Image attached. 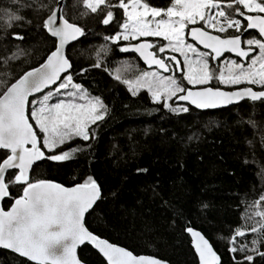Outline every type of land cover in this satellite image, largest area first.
I'll list each match as a JSON object with an SVG mask.
<instances>
[{
    "label": "snow or ice",
    "instance_id": "1",
    "mask_svg": "<svg viewBox=\"0 0 264 264\" xmlns=\"http://www.w3.org/2000/svg\"><path fill=\"white\" fill-rule=\"evenodd\" d=\"M14 3L15 9L0 19L4 29L10 30L21 22L30 24L22 10H33L35 6L48 13L42 28L56 38L57 43L39 66L24 72L14 82L9 83L11 73L0 72V76L5 77L0 79V248L11 250L34 264H81L76 250L79 245L89 242L108 264H163L153 257L135 256L85 227V214L101 197L100 186L91 176L73 187L34 178L37 162H64L81 151L77 147L59 153L55 150L76 138L92 139L90 126L103 120L108 109L99 97L90 96L80 83L74 82L70 71L72 62L65 53V46L83 36L84 28L66 18L59 0L55 7L45 2L36 5V0H14ZM82 6L87 11L81 15H99V22L104 26L113 22L118 24L119 30L105 36L106 41L118 45L121 40L129 42L130 47L119 45V50L127 52L131 48L149 66L155 64L164 72L172 73L163 76L156 71H141L132 78H124L121 82L128 86L133 96L140 88H146L154 102L162 103L164 108L177 114L188 112V105L207 109L244 100L264 105V0H170L166 8L151 6L147 0H82ZM116 10H121L119 21ZM207 28L220 34H227L231 29L234 34L212 35ZM185 30L208 51H200L194 44L186 43ZM249 30H257L259 38H243ZM147 37H163L167 44L157 47L155 43L141 39ZM11 39L23 41L24 36L13 32ZM131 41L140 42L132 44ZM153 48L156 51H146ZM166 48L181 53L183 62L175 55L159 58ZM106 51L107 47L100 49L101 53ZM225 52L235 53L243 62L228 59L219 68L215 67L214 62ZM23 55V49L18 48L10 55L0 57V66ZM182 63L184 67H181ZM101 66L99 58L91 65ZM87 71L82 68L79 74ZM181 72L184 73L183 80L193 87H185L175 78L176 73ZM114 78L121 80L119 74ZM213 80L224 86L255 85L259 90L245 86L225 91L206 86ZM197 85L201 87L193 90ZM173 97L176 98L174 102L187 103H177L173 107L168 103ZM11 189H16L18 195L14 196ZM6 198L14 201L7 211L2 203ZM262 202L264 194L252 205L257 209L254 215L259 219L245 228H236L230 238L229 251L243 253L239 258L233 256L235 264H253L256 257L264 259V251L260 250V245L264 244ZM186 231L198 238L195 247L201 264H219L220 258L209 241L191 227ZM250 233L259 234L258 239L251 240V249L243 242ZM249 251L254 255L248 254Z\"/></svg>",
    "mask_w": 264,
    "mask_h": 264
},
{
    "label": "trees",
    "instance_id": "2",
    "mask_svg": "<svg viewBox=\"0 0 264 264\" xmlns=\"http://www.w3.org/2000/svg\"><path fill=\"white\" fill-rule=\"evenodd\" d=\"M42 2L52 7L57 4V0H36V5ZM147 2L166 8L170 0ZM14 9V0H0V19ZM63 9L70 22L84 28L82 38L67 50L73 80L90 96L99 97L108 112L103 120L90 126L92 139L76 138L55 150L59 153L77 147L81 151L64 162L41 161L34 167V178L66 187L83 183L88 176L95 179L101 197L87 215V228L137 256H154L170 264H199L186 231L191 227L212 243L222 257L221 264H235L233 256L239 258L243 253L229 251L230 238L236 228H245L259 219L252 205L264 194V105L245 101L207 112L188 106V112L177 114L154 102L146 91L133 96L122 79L114 78L119 74L117 70L129 62L140 70L153 69L136 55L121 52L119 45L127 46L125 41L118 45L104 39L119 30L118 24L104 26L99 15H81L87 11L82 0H64ZM22 14L30 24L21 22L10 30L0 25V57L18 48L25 53L20 59L0 66V72L11 73L9 83L39 66L57 43L42 28L46 11L34 6L33 10H22ZM116 19H121V10H116ZM206 30L222 37L234 34L231 29L227 34ZM13 32L23 35L24 40L11 39ZM146 40L157 47L166 44L159 38ZM102 47L108 51L101 53ZM165 53L159 57L165 58ZM98 58L102 66L91 67ZM214 66L221 65L218 62ZM82 68L88 71L81 75ZM219 86L215 80L211 84L213 88ZM245 86L259 90L255 85L242 87ZM174 101L169 103L173 107L177 106ZM29 120L35 128L30 115ZM11 191L18 195L16 189ZM13 202L6 199L5 210ZM258 238V233H250L243 242L251 249V240ZM260 250L264 251V244ZM79 254L86 264H107L91 246L83 247ZM248 254L254 255L251 251ZM0 264L34 263L0 249ZM253 264H264V259L256 257Z\"/></svg>",
    "mask_w": 264,
    "mask_h": 264
},
{
    "label": "water",
    "instance_id": "3",
    "mask_svg": "<svg viewBox=\"0 0 264 264\" xmlns=\"http://www.w3.org/2000/svg\"><path fill=\"white\" fill-rule=\"evenodd\" d=\"M63 4H64V0H60V2H59V5H60V7H62L63 8ZM254 31H256L257 33H258V31L257 30H249V31H247V33L248 32H254ZM212 35H218V34H215V33H212V32H210ZM52 38H54V37H52ZM82 38V36H80V37H78V39H76V40H74V41H71V42H69L66 46H65V53H66V55H67V50H68V48L71 46V45H73V44H75V43H77L80 39ZM188 38H189V40L191 41V42H193L198 48H200L201 50H203V51H208V49H205L204 47H203V45L202 44H199L198 43V41H196V40H193L192 39V37L190 36V35H188ZM54 39H56V38H54ZM150 42V41H149ZM127 46H129L130 47V45H127ZM146 51H153V49H148V50H146ZM126 54H133V55H136L139 59H140V61L144 64V65H146L147 67H149L150 69H153V70H157V71H159L160 73H162V74H164V75H169L170 73L169 72H164V70L162 69V68H159L157 65H155V64H153V65H151V66H149L148 64H146L145 62H144V60H143V58H141L140 57V55H139V53H137V52H135V51H133V50H131V48H130V50L129 51H127V52H125ZM253 55H255V53H252ZM226 55H231V56H233V57H235V58H239V59H241V60H243L242 58H240V57H238L235 53H228V52H225L224 53V55L221 57V58H219V60H217V61H221ZM68 57V56H67ZM160 58V57H159ZM217 61H215V62H217ZM166 62H168L167 60H166ZM71 71V70H70ZM198 89V88H197ZM48 89H45V91H47ZM193 90H196V89H193ZM255 90V89H254ZM225 91H230V90H225ZM233 91V90H232ZM37 95H41V94H37ZM183 95V94H182ZM32 99V97H30L29 98V101ZM245 101H247V100H244V101H241V102H239V103H233V104H230V105H227V106H220V107H217V108H207V109H200V108H197V107H195L194 105H188L189 107H191V108H193V109H195V110H198V111H202V112H207V111H217V110H223V109H228V108H231V107H234V106H237V105H240L241 103H243V102H245ZM177 103L178 104H186L187 102H184V101H177ZM30 121V120H29ZM41 161H39V162H37L35 165H34V167L37 165V164H39ZM56 183V182H55ZM66 187V186H65ZM100 192H101V188H100ZM7 199V198H6ZM5 199V200H6ZM4 200V201H5ZM4 201L2 202L3 204H4ZM98 201H99V199L96 201V203H95V205L93 206V208L88 212V213H86L85 214V218H84V225H85V227L87 228V226H86V218H87V215L90 213V212H92V210L95 208V206H96V204L98 203ZM4 207V206H3ZM9 210V209H8ZM7 211V210H6ZM89 230V229H88ZM90 231V230H89ZM194 231H198V230H195L194 229ZM198 232H200V231H198ZM205 238H206V236L202 233V232H200ZM187 234L189 235V237L191 238V241H192V247H193V249H194V251H195V253H196V256H197V258H198V262H199V264H201V259H200V255H199V253L197 252V250H196V247H195V242H197L198 241V238H196V237H194L191 233H189V232H187ZM207 239V238H206ZM208 240V239H207ZM209 241V240H208ZM111 243V242H110ZM209 243L212 245V243L209 241ZM116 245V244H115ZM85 246H91V247H93L94 248V250L96 251V252H98L100 255H101V257L107 262V264H108V261L106 260V258L99 252V250L93 245V244H91V243H89V242H85L84 244H82V245H79L78 246V248H77V250H76V254H77V257H78V259L81 261V264H86L85 262H83L82 260H81V258H80V254H79V252H80V250L83 248V247H85ZM117 246H119V245H117ZM119 247H121V246H119ZM0 249H2V248H0ZM212 249L216 252V254L219 256V258H220V260H219V264H221L222 263V257H221V255L215 250V248H214V246L212 245ZM3 250H5V249H3ZM127 250V249H126ZM7 251H10V252H12L11 250H7ZM129 251V250H128ZM12 253H14V252H12ZM15 254V253H14ZM16 255H18V254H16ZM133 255H135V254H133ZM19 256V255H18ZM135 256H137V255H135ZM143 256V255H142ZM21 257V256H20ZM148 257H153V258H156V259H158V260H160V261H162L163 262V264H170L169 262H167V261H164V260H161V259H159V258H157V257H154V256H148ZM23 258V257H22ZM24 259H26V258H24ZM31 262V261H30ZM32 263H34V262H32Z\"/></svg>",
    "mask_w": 264,
    "mask_h": 264
},
{
    "label": "rangeland",
    "instance_id": "4",
    "mask_svg": "<svg viewBox=\"0 0 264 264\" xmlns=\"http://www.w3.org/2000/svg\"><path fill=\"white\" fill-rule=\"evenodd\" d=\"M149 19H151V17H149ZM157 19H159V17L157 18ZM209 29H211V28H209ZM212 31H213V29H211ZM215 31V30H214ZM147 38H159V39H161V40H163V37H147ZM257 38V37H256ZM142 40H144V39H146V38H141ZM184 39H185V41H186V43H192V44H194L193 42H191L190 40H189V38H188V34H187V30H185V33H184ZM126 42V41H125ZM133 42H137V41H131V43L133 44ZM165 43L167 44V41H165ZM126 44L127 45H129V42H126ZM135 44V43H134ZM195 45V44H194ZM196 46V45H195ZM200 51H203V50H201L200 48H198ZM165 58L166 57H170V56H172V55H175L176 57H177V59L178 60H180L181 62H183V60H184V57H183V55L181 54V53H178V52H173L170 48H166V50H165ZM189 56L191 57L192 56V54L189 52ZM194 58V57H193ZM228 59H230V58H228ZM228 59H226V60H228ZM231 60H234V59H231ZM211 63V62H210ZM220 63V65L223 63V61L222 62H219ZM181 67H184V65H183V63L181 64ZM141 71H156V72H158V73H160L159 71H157V70H147L146 68H143V69H138L137 68V65L134 63V62H129V63H126V64H123V66H121L120 67V69L118 70V73H119V75L121 76V79L123 80L124 78H132V77H134L135 75H138L139 74V72H141ZM161 75H163V76H167V75H164V74H162V73H160ZM172 74V73H171ZM170 74V75H171ZM179 74H180V76H179ZM183 75H184V73H176V76H175V78L176 79H178V80H180L181 81V83L185 86V87H193V86H191V85H188L187 84V82L186 81H184L183 80ZM214 81V80H213ZM213 81H211V83L210 84H208V85H206V86H208V87H211V84H212V82ZM242 86H244V84H241V85H237V86H224V85H220L219 87L220 88H225V89H229V88H238V87H242ZM199 87H201L200 85H197V86H195L194 87V89H197V88H199ZM141 91H146V92H148L147 91V89L146 88H140L139 90H138V93L139 92H141ZM149 93V92H148ZM183 93H178V95H182ZM150 95H151V93H150ZM173 99H176L175 97H173ZM172 99V100H173ZM172 100H169L168 101V103H170Z\"/></svg>",
    "mask_w": 264,
    "mask_h": 264
},
{
    "label": "flooded vegetation",
    "instance_id": "5",
    "mask_svg": "<svg viewBox=\"0 0 264 264\" xmlns=\"http://www.w3.org/2000/svg\"><path fill=\"white\" fill-rule=\"evenodd\" d=\"M243 23H245L246 24V21H243ZM251 36H258L259 37V35H258V33L256 32V31H254V32H245L244 33V36H243V38H251ZM257 53H255V55H256ZM161 58V57H160ZM228 58H230V59H234V60H237V62H243V60H241V59H239V58H235V57H233V56H231V55H226L221 61H217V62H214V63H218V62H222V61H224V60H226V59H228ZM238 88H243V87H238ZM238 88H236V89H233V90H237ZM224 90V89H223ZM230 91H232V90H230Z\"/></svg>",
    "mask_w": 264,
    "mask_h": 264
}]
</instances>
